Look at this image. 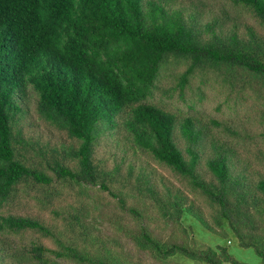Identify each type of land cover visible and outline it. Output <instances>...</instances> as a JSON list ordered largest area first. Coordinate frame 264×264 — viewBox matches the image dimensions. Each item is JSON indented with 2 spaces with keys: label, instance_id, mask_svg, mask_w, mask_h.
<instances>
[{
  "label": "trees",
  "instance_id": "obj_1",
  "mask_svg": "<svg viewBox=\"0 0 264 264\" xmlns=\"http://www.w3.org/2000/svg\"><path fill=\"white\" fill-rule=\"evenodd\" d=\"M208 87L223 96L218 109L247 107V122L231 126L210 118L207 125L150 102L158 90L182 99L188 92L202 102ZM29 88L38 118L70 142L51 146L25 131ZM244 125L264 142V0H0V264H54L49 254L77 264H135L104 245L77 215L72 218L84 246L59 240L36 217L2 213L18 199L20 186L51 184L33 156L76 185L110 193V183L120 182L143 205L150 200L165 224L180 225L188 215L215 233L226 223L241 247L258 246L264 264L257 244H264V152L252 163L241 158L238 144L251 139ZM123 140L168 169L178 185L149 164L130 162L123 174V155L132 148ZM109 144L123 154L112 168L97 151ZM27 231L54 237L58 249L31 243L16 251L1 241ZM126 233L161 261L179 255L238 264L223 247L198 250L162 240L147 225ZM191 233L182 229L185 238ZM97 244L99 250L89 248Z\"/></svg>",
  "mask_w": 264,
  "mask_h": 264
},
{
  "label": "rangeland",
  "instance_id": "obj_2",
  "mask_svg": "<svg viewBox=\"0 0 264 264\" xmlns=\"http://www.w3.org/2000/svg\"><path fill=\"white\" fill-rule=\"evenodd\" d=\"M214 88L216 87L204 89L205 97L202 102H198L194 98V95L188 92L185 93V98L182 99L178 96V93L170 96L163 90L155 91L150 102L168 112L179 113V118L184 117L186 114L196 116L207 125H209L208 121L210 118L223 121L231 126L247 122V107L236 112L233 111L232 106L227 107L226 105H222L218 109V101L222 102L223 96L219 95L216 90H213ZM25 105L28 111L27 118L25 119V131L30 136L39 138L44 142H50L51 146H58L62 142H70L65 134L48 127L38 118L35 111L36 95L31 91V88H29L28 99ZM244 126L248 130L251 139H244L245 141L238 144L240 149L239 154L242 159L252 163L256 152H264V142L256 135L257 131L254 128ZM219 131L216 128L214 134L218 136ZM122 133L124 134V131ZM227 140L229 139L227 138ZM122 142V145L126 144L132 147L128 149L125 155L110 144L98 148V158L107 159V168H112L115 163H119L118 160L123 155L125 159L123 165L120 167L123 174L130 162L135 164L136 168L145 167L146 164H149L158 175H161L165 179L167 178L173 184H177V178L168 169L158 166L139 151L134 153L132 142L126 140ZM33 158L34 161L40 162V168H43L52 179L51 184L44 189L20 186L18 199L11 206L4 207L2 213L36 217L45 225H48L59 240L68 241L71 238L75 240L77 245L84 246L82 245L84 242L80 240L82 229L72 218L77 215L84 226L91 233L97 235L104 245H107L113 251H117L122 257L135 264H203L180 257L179 255L161 261L152 256L149 251H141L126 233V231L132 232V230L136 229L137 223L141 226L147 225L153 231V234L162 240L171 239L177 243L185 241V245L188 244L190 247H196L195 249L198 250L223 247L226 249L228 255L238 264H262L261 258L256 253L255 247L258 246L241 247L240 239L226 223H223L221 228L215 227V233L205 230L200 222L188 215L182 217V225H178L177 223L173 225L172 223L165 224L161 220L154 204L150 203V200L147 199V205H143L141 200L131 194L132 192L129 188L123 189L120 182L110 183V190L113 194L122 196L127 206H134L140 210L142 217L137 218L127 208L121 207L117 197H114L111 192H106L98 186H90L88 184L76 185L67 180H60L48 169V164L45 160H40L35 156ZM67 162L70 168L74 167L73 161L67 160ZM255 168L261 167L257 165ZM202 208L204 213L208 215V207L202 206ZM209 223L212 224L210 220ZM185 227L190 228L192 231L191 235L188 234L187 238L182 235V229ZM245 239L247 241L250 238ZM1 241L6 244L8 249H15L16 251L24 245L31 243H40L49 249H58V243L54 237L36 231H27L19 237L3 236ZM257 244H260L259 247L264 248L262 241H257ZM90 247L94 250H99L98 244ZM49 257L51 260H55L54 264H77L71 259L54 258L51 254H49ZM21 264L35 263L25 260Z\"/></svg>",
  "mask_w": 264,
  "mask_h": 264
}]
</instances>
